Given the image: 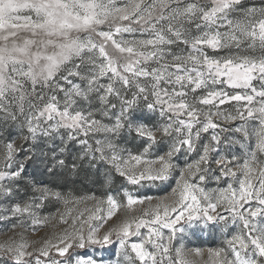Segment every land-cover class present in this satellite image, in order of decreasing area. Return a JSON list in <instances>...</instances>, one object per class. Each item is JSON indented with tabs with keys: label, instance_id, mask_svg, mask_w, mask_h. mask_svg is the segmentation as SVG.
<instances>
[{
	"label": "snow or ice",
	"instance_id": "6c2138e0",
	"mask_svg": "<svg viewBox=\"0 0 264 264\" xmlns=\"http://www.w3.org/2000/svg\"><path fill=\"white\" fill-rule=\"evenodd\" d=\"M0 264H264V0H0Z\"/></svg>",
	"mask_w": 264,
	"mask_h": 264
},
{
	"label": "rangeland",
	"instance_id": "374dc122",
	"mask_svg": "<svg viewBox=\"0 0 264 264\" xmlns=\"http://www.w3.org/2000/svg\"><path fill=\"white\" fill-rule=\"evenodd\" d=\"M213 240H217L218 242V237H215V236L210 237V236L205 235L201 238V240L197 242V246H211Z\"/></svg>",
	"mask_w": 264,
	"mask_h": 264
}]
</instances>
